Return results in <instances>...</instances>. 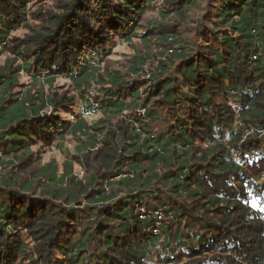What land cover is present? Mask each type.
I'll return each mask as SVG.
<instances>
[{
  "label": "trees",
  "instance_id": "trees-1",
  "mask_svg": "<svg viewBox=\"0 0 264 264\" xmlns=\"http://www.w3.org/2000/svg\"><path fill=\"white\" fill-rule=\"evenodd\" d=\"M1 54L0 264H264V0H0ZM77 136L86 182L41 168Z\"/></svg>",
  "mask_w": 264,
  "mask_h": 264
},
{
  "label": "rangeland",
  "instance_id": "rangeland-1",
  "mask_svg": "<svg viewBox=\"0 0 264 264\" xmlns=\"http://www.w3.org/2000/svg\"><path fill=\"white\" fill-rule=\"evenodd\" d=\"M161 8H159V5L154 4V8L151 10H148L144 17L142 18L139 26L140 29L144 27L147 22L150 21H157L158 12ZM199 14V13H195ZM138 29V31H140ZM24 33L23 29H19L15 33H13L14 36H21ZM140 33V32H138ZM108 49H110V55L107 57V60L105 63L101 64V68H109L116 71H121L122 69L126 68L128 66V63L133 60L134 57H137L136 55L141 56H147L149 58L148 60V68L144 69V71H148L149 68L152 66L151 63L153 60L154 55H158V50L155 45V43H151L149 46H145L142 39L135 38L132 40L131 44L127 42L118 41L116 43H108L107 44ZM6 55L1 54L0 55V66H2L5 62ZM148 73H144L146 76ZM20 77L18 79V87L17 90L25 91L29 89L31 85V77L30 74L20 73ZM53 89H55V92H58L59 94L64 93L65 91L71 89L69 86V82L66 78H58L53 86ZM98 87L96 85H93L91 87V92L94 95H98L96 93ZM46 94L50 95L53 91H49L47 87H45ZM73 91V90H72ZM71 91V92H72ZM98 99V98H97ZM100 98L96 101H99ZM220 103H223V98L219 99ZM79 103L77 102L74 106L75 111L79 112L80 107ZM63 117L65 119H70L71 121H74L73 117L71 116H65L63 114ZM88 125L95 124L97 121L101 119L100 113H93L90 116H85L83 118ZM85 141V137L83 136H77V137H68L63 141L59 146H56V144L51 145L50 147H47L43 150H41V154L38 155L40 157V166L41 168L49 166L50 169L55 168L56 174L58 176L62 175L65 170L69 167H67L68 164L71 165V171L72 176L74 177L75 181H83L86 182L85 173L83 169V159L82 155L77 153L76 148L82 144ZM38 148L35 147L34 151H38ZM41 183H44L45 180H40Z\"/></svg>",
  "mask_w": 264,
  "mask_h": 264
},
{
  "label": "built area",
  "instance_id": "built-area-1",
  "mask_svg": "<svg viewBox=\"0 0 264 264\" xmlns=\"http://www.w3.org/2000/svg\"><path fill=\"white\" fill-rule=\"evenodd\" d=\"M169 41H171V39H169ZM175 49H176V46H174V45L168 47V49H167V54H168V55H171V54L174 52ZM147 75H148V74H147ZM1 173H2V172H1V170H0V174H1ZM161 218H162V215H161L160 213H157L156 219H157L158 222L161 221Z\"/></svg>",
  "mask_w": 264,
  "mask_h": 264
}]
</instances>
